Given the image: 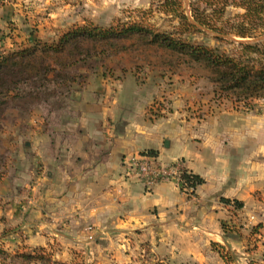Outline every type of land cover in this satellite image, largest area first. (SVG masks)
I'll list each match as a JSON object with an SVG mask.
<instances>
[{"label": "crops", "instance_id": "obj_1", "mask_svg": "<svg viewBox=\"0 0 264 264\" xmlns=\"http://www.w3.org/2000/svg\"><path fill=\"white\" fill-rule=\"evenodd\" d=\"M21 16L17 4L0 5V56L27 38ZM158 94L132 77L86 89L74 127L32 133L28 168L15 175L16 184L0 172V197L10 202L5 216L22 209L29 237L39 245L59 242L63 251L112 252L118 260L139 249L208 264L211 245L223 244L226 229L238 225L235 216L264 213V114L213 102L187 113L173 90L171 110L156 116L148 107ZM144 151L164 163L181 160L203 182L192 192L172 180L147 191L124 176L125 159Z\"/></svg>", "mask_w": 264, "mask_h": 264}, {"label": "rangeland", "instance_id": "obj_2", "mask_svg": "<svg viewBox=\"0 0 264 264\" xmlns=\"http://www.w3.org/2000/svg\"><path fill=\"white\" fill-rule=\"evenodd\" d=\"M190 1L198 4L211 23L223 31V34H219L221 38L216 37L217 32L204 26H198L200 31L182 26L179 15L190 16ZM240 1L237 0L236 3ZM176 2L178 4L170 7L167 4H172L173 0H0V5L12 3L20 6L22 36L27 35L25 42L22 41L5 55L33 47L37 41L56 42L73 26L86 23L101 27L134 23L230 56H235L238 52L234 42L253 40L237 36L242 23H245L241 16L245 11L241 6L232 4V0L226 3L209 2L210 6L206 0ZM244 27L251 32L250 35L259 39L264 35V15H260L252 23H245ZM145 43L144 39L136 36L123 39L115 47L105 45V53L92 56L86 62L67 69L65 72L68 71L70 75L78 72L84 79L82 86H73L70 98L61 97L56 101L51 97V104L44 105L37 101V97L41 96H22V84H19L18 90L0 94V172H5L11 183L16 184L15 175L28 168L29 156L32 155L28 151L29 142L36 141L32 133L51 130L55 133L74 127L82 111L81 94L88 88L99 87L101 83L115 86L132 77L142 90L148 93L159 92L148 107V111L156 116L165 115L171 110L175 101L173 90L180 93V97L176 99L181 101V107L187 113L198 111L197 103L213 102L231 106L235 110L264 114V97L236 100L234 97L218 96L217 86L208 78L207 69L190 61L187 56ZM45 63L53 62L48 59ZM17 69L19 71L22 67L17 66ZM48 75L53 77L54 73ZM21 77L22 74L17 72L11 74L6 86H11V81ZM4 87L0 84L3 91ZM84 97H87L86 100L90 98L88 95ZM49 109L53 112L48 113ZM12 188V185L10 188L5 187L3 193L12 191ZM15 191L18 192V189ZM9 203L7 198L0 197V236L6 234L0 237V245L9 253L40 247L54 259L66 263L184 264L154 257L147 250L135 249L120 253L116 260L117 254L112 252L88 253L82 249L63 251L59 242L55 241L39 245L34 238L29 237L22 225V209L17 214L11 213V217L5 216L4 210L8 209ZM235 221H238V225H234L233 229H226L227 240L217 246L211 245L213 250L208 255V264H264V213L255 210L250 216H235Z\"/></svg>", "mask_w": 264, "mask_h": 264}, {"label": "trees", "instance_id": "obj_3", "mask_svg": "<svg viewBox=\"0 0 264 264\" xmlns=\"http://www.w3.org/2000/svg\"><path fill=\"white\" fill-rule=\"evenodd\" d=\"M226 3L228 0H206V2ZM232 0L235 6H241L244 13L241 15L245 23H252L260 15H264V0ZM211 3L208 5L210 6ZM178 4L173 0L171 5ZM225 6V5H224ZM190 16L180 14V22L187 29L199 30L198 26H204L214 32L216 37L223 31L211 23L208 17L201 11L198 4L190 1ZM246 20V21H245ZM248 21V22H247ZM242 23L237 36L252 38L251 41L234 42L238 47L237 55L230 56L209 47L194 45L172 35L157 33L151 29L128 23L109 25L101 27L92 23L75 25L63 33L56 42L46 43L37 41L33 47L23 48L20 51L0 56V84L5 90L0 89V94L20 88L22 84V96L38 95L37 101L41 104H51L50 98L56 101L61 97L70 98L73 93V86H82L83 77L76 72L69 74L67 69H72L79 63L86 62L92 56L105 53V45L117 46L118 43L127 38L138 37L145 40V44L155 45L172 52L187 56L190 61L198 63L208 70V78L217 86L216 94L226 98L237 99H258L264 97V35L259 39L250 35V31ZM200 31V30H199ZM222 40V39H221ZM103 45V46H102ZM102 46V47H101ZM18 58V59H16ZM51 59L53 63H45ZM19 60V61H18ZM189 61V62H190ZM17 66L22 69L18 71ZM22 74L16 81L7 78L11 74ZM49 73H54L49 77ZM18 90V89H17ZM79 90V89H78ZM53 110L49 109L48 113ZM49 135L53 130L44 131ZM188 185L195 188L203 180L194 174L184 175ZM223 203L229 204V200L222 199ZM234 209H240L242 203L233 201ZM234 216L235 213L231 212ZM6 234H2L4 237ZM0 236V237H1ZM0 264H88L84 262L66 263L54 259L46 253L43 248H35L30 251H16L9 253L0 245Z\"/></svg>", "mask_w": 264, "mask_h": 264}, {"label": "built area", "instance_id": "obj_4", "mask_svg": "<svg viewBox=\"0 0 264 264\" xmlns=\"http://www.w3.org/2000/svg\"><path fill=\"white\" fill-rule=\"evenodd\" d=\"M124 176L140 182L147 191L167 180L175 181L182 189L192 192L193 187L188 185L184 175L188 173L181 160L171 163L160 161L155 155L149 152H140L128 156L125 161Z\"/></svg>", "mask_w": 264, "mask_h": 264}]
</instances>
